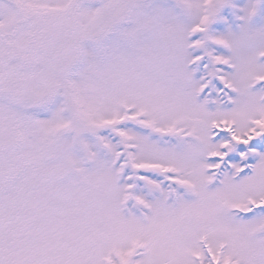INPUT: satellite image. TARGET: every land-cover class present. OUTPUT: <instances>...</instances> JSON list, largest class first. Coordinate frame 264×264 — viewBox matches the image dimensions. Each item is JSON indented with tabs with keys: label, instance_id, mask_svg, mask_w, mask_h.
Instances as JSON below:
<instances>
[{
	"label": "snow or ice",
	"instance_id": "1",
	"mask_svg": "<svg viewBox=\"0 0 264 264\" xmlns=\"http://www.w3.org/2000/svg\"><path fill=\"white\" fill-rule=\"evenodd\" d=\"M0 264H264V0H0Z\"/></svg>",
	"mask_w": 264,
	"mask_h": 264
}]
</instances>
